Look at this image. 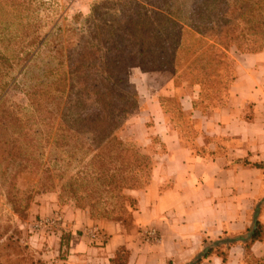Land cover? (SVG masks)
I'll return each mask as SVG.
<instances>
[{
  "label": "trees",
  "instance_id": "obj_1",
  "mask_svg": "<svg viewBox=\"0 0 264 264\" xmlns=\"http://www.w3.org/2000/svg\"><path fill=\"white\" fill-rule=\"evenodd\" d=\"M32 5L33 0H0V195L14 213H22L28 208L31 191L16 189L20 174L39 172L42 181L38 186L52 189L51 170L64 169L60 181L64 173L74 170L61 187L60 199L66 196L73 207L88 210L94 220L132 223L137 202L130 192L149 185L153 159L120 136L121 120L137 110L139 100L129 70L170 72L174 83L198 87L193 102L196 110L224 107L235 77L217 74L216 68L222 66L224 71L228 64L220 62L219 56L205 57L202 49L227 52L234 47L241 54L261 52L264 0H158V10L165 17L163 22L156 19L158 25L150 19H136L120 27L98 29L67 70L58 60L32 72L23 88L26 109L10 101L7 92L15 87V75L26 74L36 55L33 51L42 45L36 36L29 38ZM164 27L176 37L165 38ZM193 34L199 43L195 48L186 39ZM181 49L187 55L179 56ZM198 51L193 60L184 62ZM257 217L256 206L250 227L204 242L202 252L188 264L212 256L225 261L228 250L238 243L244 248L243 262L264 264V256L255 257L250 250L264 240ZM3 218L0 264H40L22 240L21 231ZM127 258L128 251L120 248L112 262L125 264Z\"/></svg>",
  "mask_w": 264,
  "mask_h": 264
},
{
  "label": "crops",
  "instance_id": "obj_2",
  "mask_svg": "<svg viewBox=\"0 0 264 264\" xmlns=\"http://www.w3.org/2000/svg\"><path fill=\"white\" fill-rule=\"evenodd\" d=\"M234 70L222 108L196 110L193 102L199 90L176 98L180 112L196 125L190 142L186 132L173 126L154 93L165 74L147 76V94L144 100L140 97L137 115L144 127L135 141L144 150L151 148L153 139L160 145L152 155L149 185L130 192L137 202L132 229L94 220L88 210L42 199L34 213L47 218L57 210L65 222L54 234L25 233L34 258L40 264H114L116 252L125 248V264H188L202 252L204 242L250 227L256 206L264 228V49L238 55ZM169 74L173 98L174 76ZM149 230L156 240L147 239ZM250 250L255 257L264 256V240ZM243 256L238 243L228 250L225 261L212 256L199 264H242Z\"/></svg>",
  "mask_w": 264,
  "mask_h": 264
},
{
  "label": "rangeland",
  "instance_id": "obj_3",
  "mask_svg": "<svg viewBox=\"0 0 264 264\" xmlns=\"http://www.w3.org/2000/svg\"><path fill=\"white\" fill-rule=\"evenodd\" d=\"M157 2L158 0H33L31 10L32 12L30 15L32 19H28L31 24L28 34L30 35L29 38L36 36L38 39H40L39 42H41L42 45L39 49L36 48L33 51L36 52V55L30 62L26 74L14 76L15 87L12 88L11 86V89L8 90V99L12 102L20 104L27 109L28 101L23 93V88H25L34 75L32 72H38L39 70L43 69L44 66H49V64L54 65L58 62V60L63 62V65L67 70L78 59V55L82 51L83 47L86 44H90L92 36L98 29L105 27L110 29L120 27L127 24V22L136 19H150L151 21H154L155 25L163 22L162 18L165 17L160 13V10H158V6L156 5ZM158 14L161 16H157ZM156 19H159L160 22L156 23ZM165 26H167V24ZM164 28L167 30V33H165V38L168 36H172L173 38L176 37V33H171L169 31V27ZM186 39L190 45L193 46V48L199 45L197 41L198 38L195 36V34L186 37ZM209 43L212 44V42ZM216 49L218 50V47H216ZM202 51L203 52L198 51L192 56H187V61L184 62L188 63V61L193 60V58L199 55L200 52L205 53V57L219 56L222 57L220 62L223 61L228 65H226V67L224 66V71H222V66L216 68V73L219 75L222 73L229 75L233 74V77L236 57L238 55H247L241 54L234 47L226 50L227 52L222 50H218L216 52L213 49L206 48L205 50L202 49ZM187 53L188 51L181 49L179 56L182 54L187 55ZM61 56L62 59H60ZM232 68L233 72H231ZM160 73L165 75H160L155 88L157 92L154 91V93L157 94L161 99L162 105L167 112L168 117L172 121L173 126L182 132H186L188 135L186 138H188V141H191L193 131L196 130V125L192 123V121L188 119L186 115L180 112L176 98L179 96V94H184L186 91H198L199 89L197 86H187L181 82H175L174 85H172L175 90V97L171 98L172 94H169V92H171V87L168 85V76L170 78V72L160 71ZM147 76L153 75L152 73H143L140 68H132L129 70L130 82L134 86L139 85L138 87L140 91L137 90L139 100L137 110L131 116H129L127 120H121L122 128L120 130V136L126 144L136 147L141 153L145 155L152 156L157 153V149L160 145L157 139L152 140V146L148 150L138 147L135 141L136 138L142 136V129L144 127V123L140 122V119L137 118V115L142 104V99L140 97H143L144 100V96L147 94ZM207 110L210 111L212 109L207 108L206 110H203V112H206ZM47 164H49V161L46 163V165ZM63 170L64 169L60 171L51 170V183L54 185L52 189H48L47 185H43L41 187L38 186L40 181H42V177L39 172L34 170H27L17 177L16 189L20 192L31 191L28 208L22 213H14L12 211L11 205L7 203L6 198L3 195H0V216L4 217V220L5 218H9L11 220V223L14 225V227H17L21 231L22 240L26 244L27 234L25 235V233H28L29 231L30 233H38L31 232L30 229L34 223H37L40 219H43L41 218L40 214L37 215L34 213V211L37 209L36 207L41 205L40 202L42 199L47 203H55L57 201L58 205L62 207L73 206V202H71L66 196H63L62 199L59 198V195L61 194V187L74 171L73 170L71 173V171L68 170L63 174V177L60 181L59 178L61 177L60 175L62 174ZM55 214L61 215L59 211L54 210L52 215L48 217H52ZM44 215L45 213L42 216ZM64 222L65 221L63 219V223ZM132 224L133 222H128L122 225H125V229L131 230L133 227ZM41 233L54 234L56 231L52 233ZM242 264H250V260L245 259Z\"/></svg>",
  "mask_w": 264,
  "mask_h": 264
},
{
  "label": "built area",
  "instance_id": "obj_4",
  "mask_svg": "<svg viewBox=\"0 0 264 264\" xmlns=\"http://www.w3.org/2000/svg\"><path fill=\"white\" fill-rule=\"evenodd\" d=\"M64 226L61 215L55 214L52 217L40 219L37 223H34L31 227V232H49L60 231ZM146 237L149 240H156V234L153 230L146 232Z\"/></svg>",
  "mask_w": 264,
  "mask_h": 264
}]
</instances>
